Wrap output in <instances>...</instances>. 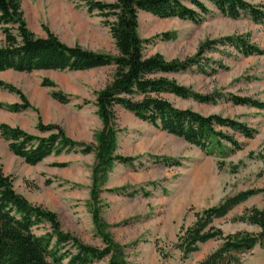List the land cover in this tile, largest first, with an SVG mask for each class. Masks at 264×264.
Returning a JSON list of instances; mask_svg holds the SVG:
<instances>
[{
	"label": "rangeland",
	"instance_id": "374dc122",
	"mask_svg": "<svg viewBox=\"0 0 264 264\" xmlns=\"http://www.w3.org/2000/svg\"><path fill=\"white\" fill-rule=\"evenodd\" d=\"M114 2L115 0H96ZM264 5V0H247ZM209 13L199 22L139 13V33L147 56L160 53L166 60L195 57L207 40L249 35L264 50V22L248 15L237 19L207 3ZM28 28L36 36L53 32L64 43L101 53L117 54L109 28L86 0H21ZM4 34L0 28V46ZM115 67L88 70L0 71V125L19 127L47 137L39 125H58L71 139L96 145L103 128L96 106L97 92L113 80ZM178 83L213 100L202 102L174 94L162 96L181 109L205 116L218 114L256 128L252 139L227 128L243 144L232 150L212 145L209 152L156 128L121 106L115 107L118 129L115 153L133 157L131 164L115 163L98 183L93 198L96 153L63 150L30 165L9 149L0 134V167L13 179L15 190L33 205L58 215L61 228L83 243L103 249L106 243L94 222L98 209L105 232L124 248L127 264H195L218 245L211 240L183 259L177 247L181 231L195 222V214L218 205L225 197L248 189L264 190V110L236 105L231 95L264 101V53L243 56L230 43L217 44L200 56V64L184 73L167 74ZM49 83H52L48 85ZM63 95L65 102L54 97ZM264 208V191L236 206L215 225L226 233L255 230L232 219L251 207ZM36 234L51 231L48 222L34 228ZM69 245V244H68ZM110 257L89 264H108ZM242 264H264L257 245L241 256Z\"/></svg>",
	"mask_w": 264,
	"mask_h": 264
},
{
	"label": "trees",
	"instance_id": "16d2710c",
	"mask_svg": "<svg viewBox=\"0 0 264 264\" xmlns=\"http://www.w3.org/2000/svg\"><path fill=\"white\" fill-rule=\"evenodd\" d=\"M207 3L231 18L248 15L255 22H264V5H254L247 0H86L89 10L97 11L104 25L109 28L117 49V54H110L87 50L78 45L70 46L49 31L46 37L36 36L24 19L21 0H0V28L4 34V43L0 46V71H77L110 65L115 67L113 80L96 95L97 113L103 123V128L96 136V145L71 139L58 125H39L41 131L51 132L47 137H40L22 128L2 124L0 134L8 141L9 149L30 165H36L63 150L75 149L84 154L94 151V199L98 183L104 180L115 163L131 164L134 160L133 157L115 153L118 136L116 106L206 152L212 145L223 148V142L230 144L232 150L241 149L243 144L234 134L218 128L230 129L248 139L256 136V128L230 117L218 114L205 116L191 109L174 106L162 94L170 93L202 102L213 99L166 75L184 73L193 65H199L200 56L217 44L230 43L243 56L261 55L264 53L263 48L251 42L249 35L228 36L220 40H207L195 57L169 61L160 53L147 56L144 44L154 39H143L139 33L140 11L164 18L199 22L209 13ZM1 85L8 86L0 81ZM53 94L65 102L63 95ZM230 98L236 105L264 110L262 100L237 95H231ZM263 191H240L225 197L218 205L197 212L195 222L179 235L177 247L182 252V258L187 259L199 250L201 244L211 240L219 241V245L195 264H242L241 256L257 245L264 251V208H247L232 219L233 223H243L255 230L242 229L226 233L214 223ZM43 222L50 224L51 231L43 235L36 234L34 228ZM94 222L106 243L103 249L87 245L70 233H65L57 213L33 205L18 193L12 177L4 174L0 167V264H89L94 259L105 257H110L108 264H127L124 248L105 232L98 209L94 210Z\"/></svg>",
	"mask_w": 264,
	"mask_h": 264
}]
</instances>
